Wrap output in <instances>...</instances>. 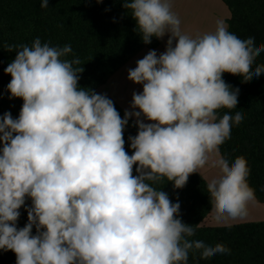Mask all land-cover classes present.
I'll use <instances>...</instances> for the list:
<instances>
[{"label":"clouds","instance_id":"9594fccd","mask_svg":"<svg viewBox=\"0 0 264 264\" xmlns=\"http://www.w3.org/2000/svg\"><path fill=\"white\" fill-rule=\"evenodd\" d=\"M40 3L47 8L49 0ZM122 6L143 43L168 36L164 52L150 50L128 70L142 91L123 118L106 94L79 86L80 60L63 59L71 45L36 38L7 49L17 52L4 69L9 99L23 104L18 118L0 116V250L14 252L16 264H188L190 251L202 259L230 254L223 243L188 239L195 229L179 218L180 203L156 187L166 178L182 189L206 167L218 170L206 185L213 218L248 216L247 160L220 154L244 114L219 110L238 104L239 89L224 73L243 82L264 74V64L253 69L264 43L239 38L223 21L214 32L186 34L170 0ZM133 117L129 155L124 130Z\"/></svg>","mask_w":264,"mask_h":264},{"label":"trees","instance_id":"16d2710c","mask_svg":"<svg viewBox=\"0 0 264 264\" xmlns=\"http://www.w3.org/2000/svg\"><path fill=\"white\" fill-rule=\"evenodd\" d=\"M229 11L226 20L228 30L241 39L255 37L257 46L264 43V0H221ZM123 0H49L42 8L40 0H0V116L11 112L18 118L23 101L9 99L7 85L11 76L4 73L14 60L16 50L9 46L27 45L39 38L41 43L53 47L71 45L72 52L63 59H79L83 67L79 86L97 93V87L105 82L119 67L141 49H154L159 40L152 38L150 44L142 42L137 33L136 21L131 12L123 8ZM264 64V53L257 58L253 69ZM223 79L232 88L239 89L235 109H221L224 113L244 114L239 125H233L231 137L220 147L221 156L233 162L236 157L246 158L250 174L248 183L254 190V200L264 205V74L248 82L243 77L223 74ZM113 101V100H112ZM114 102V101H113ZM121 118L124 112L114 102ZM137 134V127L129 119L124 130L125 148L132 154L129 136ZM206 181L198 174L189 176L182 189L174 188L166 178L156 187L168 193L173 203H180L179 218L195 229L190 240H200L207 245L223 243L231 249L230 254H217L202 259L199 251H190L188 264H264V221L234 224L225 227L201 225L210 218L212 206ZM20 209L17 227L27 223L26 207ZM35 234V228H33ZM0 264H16L12 251L0 250Z\"/></svg>","mask_w":264,"mask_h":264},{"label":"crops","instance_id":"0c3cea01","mask_svg":"<svg viewBox=\"0 0 264 264\" xmlns=\"http://www.w3.org/2000/svg\"><path fill=\"white\" fill-rule=\"evenodd\" d=\"M172 11L181 20V29L191 36L214 32L217 22L229 18V11L221 0H170ZM227 25V24H226ZM168 36L159 40V46L154 49H141L135 53L128 61L123 63L117 71L110 75L103 84L97 87L98 94H106L117 106L125 112L131 111V101L133 92L142 91V85L130 81L128 70L136 67V62L142 59L150 50H155L157 54L165 51ZM134 122L135 118H131ZM199 174V173H198ZM218 174L217 169L206 167L200 172V176L206 181ZM211 225L213 227H225L234 224L261 222L264 221V205L251 201L248 206V216L244 219L227 220L217 222L210 214Z\"/></svg>","mask_w":264,"mask_h":264},{"label":"rangeland","instance_id":"374dc122","mask_svg":"<svg viewBox=\"0 0 264 264\" xmlns=\"http://www.w3.org/2000/svg\"><path fill=\"white\" fill-rule=\"evenodd\" d=\"M211 221V219L210 218H208V219H206V220H204L202 223H201V225H211L210 222Z\"/></svg>","mask_w":264,"mask_h":264}]
</instances>
